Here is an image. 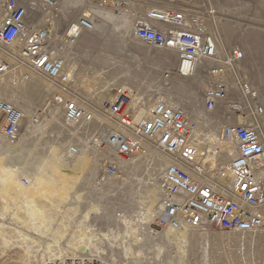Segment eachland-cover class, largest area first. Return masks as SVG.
Instances as JSON below:
<instances>
[{
  "label": "built area",
  "instance_id": "1",
  "mask_svg": "<svg viewBox=\"0 0 264 264\" xmlns=\"http://www.w3.org/2000/svg\"><path fill=\"white\" fill-rule=\"evenodd\" d=\"M49 1L43 0L52 7ZM99 1L102 7L136 11L135 39L174 55L175 91L181 90L180 82L196 83L200 107L183 108L167 99L143 102L124 92L102 99L97 106L70 97L67 88L74 70L64 52L84 30L90 31L81 25L87 17L69 24L58 38L51 17L43 15L33 24L20 0H0V50L16 47L12 57L25 61L52 87L49 102L31 116L0 97V135L20 149L16 161L21 162L23 149L33 145L32 131L42 129L46 136L40 143L45 149L38 153L44 155L54 144L69 164L87 154L91 162L84 179L101 191L121 180L124 169L150 143L168 159L151 183L159 193L161 230L187 225L192 231H263L264 103L258 91L238 76L243 52L222 50L198 24L197 13L186 6L188 0ZM11 66L0 58V75ZM199 125L218 132L214 151L203 149L196 133ZM31 171L26 168L25 173ZM22 182L28 184L26 178ZM56 264L108 263L77 257Z\"/></svg>",
  "mask_w": 264,
  "mask_h": 264
},
{
  "label": "rangeland",
  "instance_id": "2",
  "mask_svg": "<svg viewBox=\"0 0 264 264\" xmlns=\"http://www.w3.org/2000/svg\"><path fill=\"white\" fill-rule=\"evenodd\" d=\"M20 1L27 8L31 23L36 24L43 15L51 17L58 38L79 17L89 15L87 19L94 22L95 29L84 30L72 48L64 52L65 60L74 70L67 88L70 97L97 106L102 99L124 92L129 98L143 102L167 99L183 108L200 107V88L196 83L180 82L181 90L175 91L174 86L178 81L173 76L174 55L135 39L136 11H125L117 5L114 8L102 7L99 0H56V5L52 0L49 1L52 7H48L43 0ZM186 6L197 13L198 24L213 35L222 50L238 49L243 52L244 60L238 76L258 91L264 103V0H188ZM102 13L107 15L102 16ZM16 51V47L0 50V58L12 65L6 74L0 75V97L31 116L49 102L48 89L52 87L49 88L51 83L34 73L25 61L14 59L12 53ZM196 133L205 151L216 149L212 144L218 142L217 131L199 125ZM11 145L15 144L0 135V154L7 156L4 170L8 176L17 179L25 174L26 168L32 169L34 174L40 162L35 160L37 166L30 163L36 155L35 151L25 155L26 150L23 149L25 156L19 162L14 158L16 155L12 151L15 150L10 149ZM144 148L124 169L122 179L111 188L96 191L92 181L84 178L78 186L75 193L80 195L81 215L78 219H85L97 234L123 237L125 225L121 219L137 218L141 212L144 213L140 201L147 191L155 188L151 185L152 180L168 160L152 144L145 143ZM54 150L59 149L54 147ZM158 217L155 216L151 224H139L141 242L129 241L133 250L143 251L144 258L136 261L126 259L122 250L111 248L106 242L99 253L90 248L84 254L78 253V257L108 264H178L179 256H176L173 245L163 240V229L157 224ZM10 219L9 214L4 217L0 215V264H41L45 257L43 242L47 243L49 239H35L39 240L37 244L27 240L26 244L24 239L14 234L13 243L4 244L2 240H9L10 233L21 231ZM65 245L66 239L60 243L62 248ZM156 245L161 248L158 257ZM183 259L184 264H264V230L254 234H238L189 229Z\"/></svg>",
  "mask_w": 264,
  "mask_h": 264
},
{
  "label": "bare ground",
  "instance_id": "3",
  "mask_svg": "<svg viewBox=\"0 0 264 264\" xmlns=\"http://www.w3.org/2000/svg\"><path fill=\"white\" fill-rule=\"evenodd\" d=\"M106 15L107 13H102V16ZM84 17L90 16L84 15ZM81 25L90 31L95 29L94 22L91 20H84ZM48 121L47 119V123ZM38 129L32 131L35 136L33 145L25 149L26 155L30 151H35L34 157L37 162L40 161L34 174L33 172L25 173L17 179L8 176L4 170L7 156L0 154V215L4 217L9 214L10 221L19 226L22 232L25 230V233L19 230L13 231L10 233L9 240H2L3 243H13L14 234H18L26 244L27 240L31 244H37L40 239H49L47 243L43 242L42 252L45 257L41 260V264H56L67 258H77L78 253L84 254L90 248L95 253H99L104 242L111 248L116 247L122 250L126 259L136 261L144 258L143 251L133 250L129 241L133 239L137 243L141 242L139 224H151L154 217L159 216L157 208L159 209L160 198L156 187L147 191L146 196L140 201L144 208V213L141 212L140 217L121 219L125 225L122 232L123 237L121 235L97 234L95 228L87 224L85 219H78V216L81 215L80 195H75L89 165V156L83 154L76 162L69 164L63 159L60 148L54 144L49 145L44 155L39 154V149H45L40 141L44 139L46 133L42 129L37 132ZM34 145L38 146L33 148ZM54 147L60 151H52ZM10 149L15 150L12 151L13 154L21 152L15 145H11ZM37 162L35 161L33 166H37ZM22 178L28 180L27 185L23 184ZM188 231L189 227L183 225L179 228H164L161 232L164 242L173 245L176 256H179L178 264H184L183 257ZM64 239H66V245L62 248L60 243ZM156 246L158 257L161 248L159 245ZM27 255L28 253H26Z\"/></svg>",
  "mask_w": 264,
  "mask_h": 264
}]
</instances>
